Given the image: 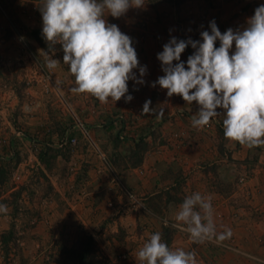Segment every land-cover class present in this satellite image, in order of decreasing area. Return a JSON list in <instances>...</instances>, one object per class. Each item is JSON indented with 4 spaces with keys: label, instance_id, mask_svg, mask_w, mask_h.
Segmentation results:
<instances>
[{
    "label": "crops",
    "instance_id": "obj_1",
    "mask_svg": "<svg viewBox=\"0 0 264 264\" xmlns=\"http://www.w3.org/2000/svg\"><path fill=\"white\" fill-rule=\"evenodd\" d=\"M191 2L192 11L199 14L204 9L208 15L203 29H210V22L214 20L222 33L228 28L237 30L246 27L247 19L264 4V0H212L207 4L198 0ZM39 3L41 0H0V103L11 100L18 103L19 117L22 116L21 119L27 124V131L34 132L39 128L49 131L43 123L45 121L48 126L52 125L45 141L56 150L62 148L56 142L60 137L81 138L79 157L89 164L84 161L80 163V160L77 166L78 162L74 164L75 161L47 162L44 147L29 139L34 136L29 131L24 138L0 148L1 157L6 160L16 154L9 165L0 159V163L9 171L5 183L0 184L3 187L0 203L7 205L8 209L7 213L0 212V234L15 226L21 233H30L38 246L41 245L40 239H44L41 234H69L73 229L76 231L72 223L92 233L96 230L102 239L109 231L121 228L128 233L121 247L118 248L115 241L111 242L115 239L113 236L102 244V253L107 261L105 264H137L136 253L151 234L160 232L162 240L173 250L183 248L195 251L198 264H264V148H248L225 139L221 119L210 128H193L191 117L199 110V105L195 101L187 104L180 95L168 97L167 89L158 84L151 86L152 82L165 74L157 54L163 51V45L172 36L187 40L194 33V38L197 35L202 41L200 33L204 30H200V25L193 30L196 18L191 21L184 18V4L178 7L167 0H146L143 8H130L120 18L106 16L109 23L118 25L123 33L132 38L140 65L147 66V73L143 77L144 84L128 81V94L133 96L130 102H125L124 98L116 102L109 98L107 103H101L90 94L68 92L76 109H80V115L76 112L77 116L105 155V159H102L96 149L83 141L78 124H75L73 132H69L68 129L57 128L63 121L59 122L55 114L41 117L39 113L44 104L39 101L36 92L40 84L32 88L35 92L33 96L37 95L34 103H28V99L29 102L32 100L22 92L23 77L31 74L32 69H23L21 59L29 55L33 58L44 57L45 52H49L54 59L58 54L64 55L63 49H55L53 55L41 46L35 36L34 31L43 28L42 14L37 7ZM189 48L182 53V61L186 62L191 55ZM234 50L235 45L231 52ZM134 72L140 75L138 68ZM67 74L65 79L69 81L67 86L71 89L75 86V78L71 73ZM27 81L29 83L30 80ZM24 86V89H29ZM148 99L152 101L151 107L165 109L161 119L152 114L137 115L136 111L143 109ZM183 109L191 111L192 115H185ZM3 111H0V140L4 136L15 138L10 128L13 114L9 112L6 115ZM139 142L143 144L141 160L137 164L127 162L121 167L116 158L119 150L126 145L132 144L134 147ZM255 149L261 150L258 151L261 154L258 161L253 162L252 177L241 184L237 183L232 196L226 190L214 187L211 181L215 178L228 177L231 183L229 177L246 175L244 171L247 166L243 161ZM117 167L123 169L121 174L117 172ZM214 168L217 172L212 171ZM109 169L118 178L120 174L122 179L116 180ZM14 181L15 187H7L8 183L13 184ZM120 189L146 195L150 210L145 215L130 212L127 198ZM13 191H16L15 202L9 198ZM197 191L211 197L217 237L226 228L231 229L230 237L197 244L187 232L173 227L174 211L185 196ZM111 200L115 202V207L108 205ZM89 217L94 218L95 224L91 223ZM165 219L169 221L167 225L164 224ZM105 221L109 223L104 224ZM101 222L102 227L98 226ZM166 231L170 236L165 235ZM223 242L231 247L238 245L244 255L226 251L222 255H212ZM115 249L119 253L127 252L129 258L119 260ZM0 264L6 262L0 258Z\"/></svg>",
    "mask_w": 264,
    "mask_h": 264
},
{
    "label": "clouds",
    "instance_id": "obj_2",
    "mask_svg": "<svg viewBox=\"0 0 264 264\" xmlns=\"http://www.w3.org/2000/svg\"><path fill=\"white\" fill-rule=\"evenodd\" d=\"M146 0H41L37 4L42 14V36L54 55L55 45L62 46L63 63L75 78L74 94H90L101 103L109 98L130 102L128 81L144 84L147 66H141L132 38L118 25L109 23L107 15L120 18L130 8H143ZM211 31H202L201 40L178 39L172 36L157 54L165 73L156 81L167 89V96L180 95L187 104L196 102L199 110L191 117V126L203 129L225 110V139L254 148L264 146V4L247 19V26L221 32L216 22ZM217 40L220 46H216ZM195 50L187 61L181 60L185 49ZM235 45L234 52H231ZM59 60L44 53V65L49 71L58 67ZM175 62V63H174ZM187 64V67L185 66ZM139 69L137 76L134 69ZM63 81L57 79L56 86ZM138 90V89H137ZM127 94V95H126ZM146 100L142 114L161 119L165 109L151 107ZM130 201L133 199L129 194ZM0 203V212L7 213ZM173 227L187 232L197 244L223 240L231 229L217 237L211 197L193 192L184 197L173 213ZM169 221L164 220L167 225ZM137 264H198L195 251L172 249L154 232L135 255Z\"/></svg>",
    "mask_w": 264,
    "mask_h": 264
},
{
    "label": "rangeland",
    "instance_id": "obj_3",
    "mask_svg": "<svg viewBox=\"0 0 264 264\" xmlns=\"http://www.w3.org/2000/svg\"><path fill=\"white\" fill-rule=\"evenodd\" d=\"M191 1H193V0H185L183 3L178 5V7H181L184 4L183 5L185 7L184 8L185 9L184 18L186 17L189 21L194 20V18H196V20H194L195 21V27H193V30H194V28H196V29L199 28V25H200L201 26L200 30L210 31L211 29H208V28L203 29L205 27L204 21L208 17L206 11L203 9V11H201L199 14H196V12L192 11V9H193L192 3L193 2H191ZM198 1L202 2V4H207V3H210L212 0H198ZM239 1H241V0H235V2H239ZM217 26H219V25H217ZM34 33H37L41 36L42 42L39 41L41 46L44 49L49 50V45L42 36V30L34 31ZM194 36H195V34L193 33L191 36V38L193 40H200L197 35L195 38H194ZM216 46L217 47L220 46L219 40H217ZM188 47H190L189 52L192 54L195 50L190 45ZM55 49L61 50L62 46L57 44V45H55ZM29 56L25 57L24 59H21V61L25 62V63L22 62V68L23 69H28V67L29 68L31 67V69H32L31 74H29L28 76L24 75V77H23L24 78L23 80L25 81L24 85H26V87H29V89H27V88L24 89L23 88V87H25L24 85H22V87H21L22 92H25V94L27 96H29V98L32 100V102H29V99H28V103H34L33 100L35 99V97L37 98V95L33 96V94L35 92L33 91L32 88H33V86L35 87V86H38L40 84L39 85L40 87H39V89H37L36 92L39 96V101L44 104V106L42 107L43 108L42 111L39 113L41 115V117L44 118V116H49V114H55L57 116V118L59 119L58 120L59 122L63 121V124H61L60 127L57 126V128H65V129H68L69 132H73L75 129V124H78V122L75 121L76 115H77L76 112L78 113V115H80V109H78V108L76 109V106L74 105L73 101L70 99V97L68 95V92L71 89L68 88L67 83H69V81H67L65 78L68 76L67 73L70 74V72H69L70 70L68 69L69 67L63 63V56L61 54L57 55V57L55 59L59 60L60 62L58 64V67L53 71H49L45 67L44 57L39 56L40 58L39 57L33 58V57H31V56L29 57ZM1 59H3V58H1ZM36 68L38 70L35 73ZM40 71H48L52 75V79L54 81L53 88L50 85H48L46 83V81L43 80L44 76L41 75ZM57 79L63 81V84L60 87L56 86V80ZM27 80H30L29 83ZM0 111L5 112L6 115H7V113L12 112L11 114H13V117L11 118V121L12 120L13 121L10 125V128H11V132H13V134L15 135V138H12V139H11V136H7V137L4 136L3 138H1L0 148H3L4 146H7L8 144L13 143V141H17L20 138H24V136L28 135V133H27L28 131L34 135L33 138L32 137L29 138L33 141L34 144L36 143L39 146H48V143L45 140H47L48 135L51 133L52 125H50L51 127L48 126V123L45 121L43 123L45 124L47 130L49 128V131H46V130L40 129V128L36 129L34 132L30 131V130L27 131V127H26L27 124L25 123V121L23 119H21L22 116L19 117V112H20L19 105H18V103H15V102L13 103V100H11L9 102L7 101L3 104L0 103ZM217 111L221 115L214 117L215 118L214 124H217L219 119H221L220 122L222 123V120L225 118L224 117V112H225L224 109L218 108ZM182 112L185 115H187V114L190 116L192 115L191 111H187L185 109H183ZM36 116H38V114ZM65 118H66V121L64 122ZM77 128L79 129V126ZM19 131L22 133L19 134L18 133ZM81 136H79V137H81ZM66 139H69V138L68 137H63V138L60 137L57 139L56 142L61 143L62 140H66ZM79 140H80V142H82L81 138H79ZM83 144H85V143H83ZM14 145H15V143H14ZM80 148L81 147H80L79 141L75 145H72V146L69 145V147L66 149V151H64L62 153L57 152L58 149L56 150V147H55V148H53V150L50 153L45 154L46 158H47L46 160H47V162H53V161H58V160L59 161H64V160L75 161L74 164H76L78 162L75 166L79 165L78 160H80V163H81V161H84L87 164H89V162H87L85 160H81V158L79 157V155L81 154V153H79ZM258 148L263 149L264 146H259ZM142 151H143L142 142L135 144L134 147L132 144L129 146L128 145L122 146V149L119 150V156L116 158L119 159L121 167H124V165H127L128 164L127 162H130V164H134V163L137 164L142 158ZM258 151H261V150H256V149L253 150L252 154H249L248 157H246V159L243 161L247 166L245 171H244V172H246V175H242L239 177L234 176L232 179H231V177H229L231 183H229V181L227 180L228 177H226V179H222V177L221 178H215L212 181L210 179L211 183L214 185V187H216V189H218V190L221 189V191L224 189V190H226L227 194L230 193L229 195L232 196L231 193L234 192V190H235L234 188H235L237 183L241 184L242 182H245L247 179L249 180L252 177V173L254 171L252 167L255 166V165H253L254 164L253 162L258 161V159L260 158V154H261V153H258ZM0 153H2V152H0ZM115 154H117V153H113V155H115ZM15 157H16V154H14V157L10 160L9 159L6 160V159L2 158L1 156H0V159L9 165L12 163V161ZM86 163H84L83 165H86ZM71 170L73 171V169H71ZM212 171L217 172V170L215 168ZM237 171L239 172L240 169H238ZM8 172H9L8 167H6L0 163V184L5 183V179L7 177H9V176H7ZM117 172H120V174H121L123 172V169H119L117 167ZM110 174L115 176V174L112 172V169L110 170ZM120 174H119V176L122 179ZM120 178H118L117 175L115 176L116 180H120ZM15 185H16V183L14 181L13 184L8 183L7 187L13 188V187H15ZM2 188L3 187L1 186L0 192H1V190H3ZM120 190H121V192H124L123 189H120ZM140 196H142V198H144L146 200V205L148 206V209L146 211H134L131 209H128V210L130 212L133 211V212L143 213L145 215L150 210L149 209V207H150L149 202L146 199L147 198L146 195H140ZM9 198H10V200H13L15 202L16 201V191H13L10 194ZM126 203H127V201H126ZM24 219H26V218H24ZM89 219H90L92 224H95L94 218L89 217ZM103 222L99 223L98 226L102 227ZM107 223H109V222L105 221L104 224H107ZM95 226H97V225H95ZM72 227H74V228L76 227V231H74V229H73V232H68L69 234H64V233H56V234H52V235L45 234V233L41 234L40 236H44V239H42L43 238L42 237L40 239L41 245L37 246V244L31 238L30 233H21L19 231V229L14 226V227L10 228L8 231L0 234V247L2 249V255L0 256V258L4 262H6V264H74V261L71 260L72 254H71V252H69V249H71V248L78 249L81 245L82 240L85 238V235L89 234V235H92L94 237L96 244H97V248H98V254L101 257V260L103 261L105 259V257L103 256V253H102V250H103L102 244H104V241L105 240L106 241L111 240L112 239L111 236H113L115 239L111 240V242L113 243L115 241V243L118 245L117 247L119 248V247H121L120 245H123V243L126 242V237L128 235V233L125 230L119 228L113 232L109 231L110 233H108V235L104 239H102L100 237L99 232H97L96 230H94L92 233L90 230H87L85 228L81 229V227H79V226L77 228V224H74V223H72ZM168 236H170V233L167 235V237ZM116 251L117 250L115 249V252ZM216 251H219L220 253H217ZM225 251L226 252H235L237 254H240V255L243 254L244 255V251L238 245L235 247H231V246L225 245L224 242L221 243V245H219L218 248H215V253H212V255L213 254L214 255H216V254L222 255L223 252H225ZM206 253L209 254L208 250H206ZM116 255L119 258V260H127L129 258V254L127 252H122V253L120 252L119 253L117 251ZM245 255H248V254H245ZM197 257H199V256H197ZM103 262L105 263L107 261H103Z\"/></svg>",
    "mask_w": 264,
    "mask_h": 264
},
{
    "label": "built area",
    "instance_id": "obj_4",
    "mask_svg": "<svg viewBox=\"0 0 264 264\" xmlns=\"http://www.w3.org/2000/svg\"><path fill=\"white\" fill-rule=\"evenodd\" d=\"M38 69L36 68L35 73ZM41 75L44 76V81L48 85H50L53 88L54 81L52 79V75L48 71H40ZM138 116H142V109H139L136 111ZM76 119L78 122L79 129L81 131L82 139L93 149H96L99 153V155L102 157V159H105V155L102 153L100 148H98L95 138L91 135V132L89 129L84 125V122L76 115ZM120 119H122V116H120ZM215 118H213L208 126L205 128H210L212 124L214 123ZM19 134L22 132H18ZM79 141V138L77 136H74L72 138L62 140L60 143V146H66V145H75ZM0 156H2V153H0ZM124 193L127 198V206L129 209L134 210V211H146L148 209V206L146 205V200L142 198L138 193H136L133 190L130 189H124ZM129 194H132L133 199L130 201L129 199ZM109 206L110 207H115V202L113 200L109 201ZM2 255V249L0 247V256Z\"/></svg>",
    "mask_w": 264,
    "mask_h": 264
},
{
    "label": "trees",
    "instance_id": "obj_5",
    "mask_svg": "<svg viewBox=\"0 0 264 264\" xmlns=\"http://www.w3.org/2000/svg\"><path fill=\"white\" fill-rule=\"evenodd\" d=\"M175 5H180L185 0H167ZM35 36L39 41H41V37L38 36L37 33H35ZM42 42V41H41ZM72 138V137H69ZM44 147L43 153L46 151V154L53 150L51 145L48 144V146H42ZM62 148H59L57 152H64L69 147V145L61 146ZM169 231H166L165 235H168L167 233ZM69 252H71V260L74 261V264H105L103 261H106L105 259L102 261L101 257L98 254V248L96 241L92 235H85V238L82 240L81 245L78 249L71 248L69 249Z\"/></svg>",
    "mask_w": 264,
    "mask_h": 264
}]
</instances>
